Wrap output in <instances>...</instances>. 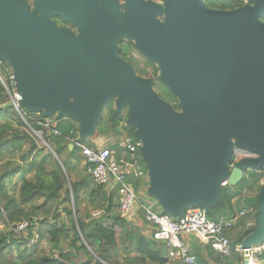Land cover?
<instances>
[{
  "label": "water",
  "instance_id": "obj_1",
  "mask_svg": "<svg viewBox=\"0 0 264 264\" xmlns=\"http://www.w3.org/2000/svg\"><path fill=\"white\" fill-rule=\"evenodd\" d=\"M243 1L215 11L203 0H124V31L157 66L176 108L117 56L116 0H31L32 11L27 0H0V61L24 111L73 121L82 141L113 104L111 121L124 113L141 143L146 197L173 219L189 208L209 213L224 184L264 173V0ZM57 16L78 34L57 28ZM237 152L250 157L235 161ZM263 242L264 178L255 229L239 245L244 264Z\"/></svg>",
  "mask_w": 264,
  "mask_h": 264
},
{
  "label": "trees",
  "instance_id": "obj_2",
  "mask_svg": "<svg viewBox=\"0 0 264 264\" xmlns=\"http://www.w3.org/2000/svg\"><path fill=\"white\" fill-rule=\"evenodd\" d=\"M208 5L210 7L212 3H208ZM241 5L236 0H232L231 2L220 3L219 8L233 10ZM261 20L264 23V15ZM2 65L4 71L12 74V70L6 62ZM156 73L157 69L154 71L155 75ZM166 98V101L176 108L175 98L170 93L166 95ZM7 102L8 96L0 83V107ZM22 113L32 133H41L42 140L56 158L50 151L42 148L33 136L28 134L23 120L12 107L0 108V145L6 144L16 149L26 144L28 146L27 152L22 156V160L25 161L35 152L34 157L28 164L30 170L34 171V182L23 180L18 188L17 198L7 194L3 183L5 175L0 176V224L10 228L7 233L0 232V260L5 261L7 264H74L75 259L81 258L84 259L81 264H117L114 252L116 240L124 230H130V228L119 213L118 215L113 214V196L109 194L104 202H97L93 206L96 209H103L105 213L103 218L110 216L108 218L112 220V224L105 226L96 222H90L88 225L83 224L78 218L76 209L78 206L77 185L70 181V193L66 187L67 171H64L62 164L60 165L57 159L60 152L59 147L67 141L76 140L83 144L78 136L76 124L69 119L55 120L52 118L50 129H46L43 124L47 119L43 118L41 114H30L23 109ZM111 113L112 111H109L108 119L100 122L95 137L112 138L114 140L125 135L133 137V131L125 126L124 118L120 116L112 123ZM263 178V172H248L239 184L223 186L218 203L210 209L209 213L204 212L205 216L209 220L217 222L221 216H226L228 210L231 212L232 202L239 197L243 199L239 202H246L245 205L248 208L252 207L257 216V201L261 191L260 183ZM138 181L137 179L130 181L132 188L135 192L140 193V187H143L146 193V184L141 185ZM144 199L145 197L142 195L140 201L142 202ZM39 201L42 203L38 204ZM60 203L66 204L63 213L59 212L58 206ZM50 215L54 216V219H50L52 222L59 220L62 215H66L68 218V227L63 224L57 226L54 222L53 229L42 236L47 239L52 252L56 253L40 254L37 251L24 248L15 252V258H13L11 252L5 254V250L10 245H15L17 242L23 243L22 239L16 237L13 232L16 226L22 222H27L26 232L30 239L33 237L31 233L35 224L47 221ZM249 233L246 232L239 238L232 237L230 239V230H226L231 248L238 247L243 238ZM129 237L132 238V236ZM135 241L138 242L141 255H145L150 264H165V260L160 258L158 253L147 249L149 243H146L142 238L135 239ZM63 242L66 244H62ZM235 254L236 252L233 253V255ZM195 259L196 264H200L197 258ZM143 261L142 258L138 263Z\"/></svg>",
  "mask_w": 264,
  "mask_h": 264
},
{
  "label": "built area",
  "instance_id": "obj_3",
  "mask_svg": "<svg viewBox=\"0 0 264 264\" xmlns=\"http://www.w3.org/2000/svg\"><path fill=\"white\" fill-rule=\"evenodd\" d=\"M2 64L3 62L0 61L3 72V74L0 72V83L6 91L8 102H11L12 108L25 123L20 106L21 95L16 89L12 74L4 71ZM43 127L50 129L51 124L46 120ZM73 141L90 166L88 173L92 183L116 194L117 211L122 217H127L133 210H139L143 220L154 228L156 237L167 245L168 256L171 259L178 260L180 264H196L195 257L190 255L187 246L180 239L183 236H192L199 242L208 244L213 251L225 258H230L234 252L242 254L239 246L231 248L230 240L226 235V230L233 226V219L221 218L214 222L209 220L199 208H189L179 218L173 219L160 211L156 201L152 199L140 201L142 195L135 192L130 184L131 177L147 181V172L140 155L141 143L138 140L125 135L106 147L95 149ZM246 157H250V154L237 152L235 161ZM232 166L231 164L230 168ZM27 227L28 223L22 222L13 229V232L21 234ZM263 252L264 242L252 247L249 251V264H255L256 259Z\"/></svg>",
  "mask_w": 264,
  "mask_h": 264
},
{
  "label": "crops",
  "instance_id": "obj_4",
  "mask_svg": "<svg viewBox=\"0 0 264 264\" xmlns=\"http://www.w3.org/2000/svg\"><path fill=\"white\" fill-rule=\"evenodd\" d=\"M52 118L55 119V117H51L47 119V121L50 124H52L53 121ZM113 141L114 139L112 138L94 136L93 138H91V142L93 143V146L92 147L86 146V147L90 149L102 148L108 146ZM22 148L23 145L16 149L6 144L0 145V157L2 156V158H0L1 159L0 170L3 167L4 155L7 154L8 156H12L11 163L4 165V167L11 165L9 172L2 174L1 177H3V175L6 174L4 176V179L7 176H11L13 178L14 177L19 179L21 178L20 183L23 181L22 179L34 182V171L30 170L28 164L30 160L34 157L35 152H33L30 158L27 161H25L22 160V156H24L27 151L23 152ZM59 150L60 152L57 159L59 164L60 165L62 164L64 171L65 170L67 171L66 174L67 189L71 193L70 181L77 185L78 206L76 209L78 211V218L80 222H82L85 225H88L90 222L102 223L104 226L112 224V220L109 219L110 216H108L109 218L108 217L103 218V215L105 214L103 209H96L92 207L91 213H89L90 211L87 212V210L85 209H88L87 206L89 205V203L94 202L92 204L93 206H95L97 202H104V200H106L108 195L111 194L113 196L112 201L114 202L113 214L118 215L117 206H116L117 205L116 194L114 192H109L105 188H101V187L99 188L92 183L90 175L88 173V169L90 166L87 163V161L82 157L81 151L75 145L74 141L73 142L67 141L63 146L59 147ZM49 151L53 154V152L50 149ZM131 180H135V179L131 177L130 181ZM138 182H140L141 185L146 184L147 186V181L145 179H141V180L139 179ZM260 184L261 185L263 184V180L261 181ZM140 189H144V188L140 187ZM14 197L17 198V194ZM145 199H149V198H145ZM240 200L241 201L243 200L242 197L236 198L232 202L231 212L228 210L226 212L227 214L225 217L223 216L220 217V219L221 218L233 219V226L229 229L230 239L232 237L239 238L241 235H243L246 232L251 233L256 226L257 216L255 215L254 210L252 209V207L248 208L245 205L246 202H239ZM40 202L41 201H39L38 204H40ZM63 204H64L63 208L66 207V204L65 203ZM123 219H124L123 221L130 228V230H124L116 240V247L114 252L116 254L117 264H150V262L145 258V255H141V252L139 251L138 242L135 241V239L137 240L139 238H142L146 243H149V247L147 249L152 250L154 253H158L160 255V258L165 260V264H180L178 260L171 259L168 256L169 249L167 245L163 240H160L156 237V232L154 228H152L143 220L140 211L133 210V212H131L130 215H128L127 217H123ZM67 220H68L67 216L64 215L61 218H59V220L53 222L51 220L50 221L52 222V226H54L53 225L54 222H56L57 226H60V222H61V224L68 227ZM37 225L39 226V224L36 223L34 229L37 227ZM40 229L41 227L39 226L37 229L38 230L37 233H40L39 232ZM40 235L45 236V234H40ZM129 236H132V238L130 239ZM180 239L182 240L183 244L187 246L190 255L197 258L200 264H244L243 255L238 252H236V254L232 255L230 258H225L220 256L215 251L211 250L208 244L201 243L192 236H183ZM142 258L144 259V261L142 263H138V261L141 260ZM255 264H264V252L259 259H256Z\"/></svg>",
  "mask_w": 264,
  "mask_h": 264
},
{
  "label": "flooded vegetation",
  "instance_id": "obj_5",
  "mask_svg": "<svg viewBox=\"0 0 264 264\" xmlns=\"http://www.w3.org/2000/svg\"><path fill=\"white\" fill-rule=\"evenodd\" d=\"M116 1L118 4L117 11L119 13V17H117V20H116V27H118L119 32L121 31V37L117 43V48H118L117 56L123 61L127 62L132 67L135 75H137L140 78L151 80L154 91L159 95V97L163 101H165L168 104H171L166 101L167 99L166 95L169 93L166 86L158 82L157 80V76L159 73L157 66L147 61V59L137 50L135 46V40L128 38L127 37L128 34L126 33V31H124V27H126L127 25L126 18H125L126 7H124V0H116ZM143 1L144 2L151 1L156 4H163V0H143ZM231 1L232 0H203L204 5L208 10H215V11H227L228 9H220L219 4L227 3ZM236 1L238 3H241L242 5L245 4V1L243 0H236ZM27 2L32 11L34 7L31 3V0H27ZM208 3H212V6L208 7L209 6ZM97 12L98 11H94V14H96ZM91 18L97 19L98 17L94 15V16H91ZM51 20L55 23L57 28L67 30L71 32L74 36L78 34V28L71 21L66 20L62 17H58V16L51 17ZM158 20L162 22L163 17H159ZM155 69H157L156 75L154 74ZM111 111H113V107ZM124 115H125L124 113H121V117H123L125 121L126 117H124ZM110 118H111V115H110Z\"/></svg>",
  "mask_w": 264,
  "mask_h": 264
},
{
  "label": "rangeland",
  "instance_id": "obj_6",
  "mask_svg": "<svg viewBox=\"0 0 264 264\" xmlns=\"http://www.w3.org/2000/svg\"><path fill=\"white\" fill-rule=\"evenodd\" d=\"M138 60H139V58H138ZM0 72H1V74H3L1 68H0ZM112 107H113V105L110 104L109 106H107L105 108L104 114H103V117H102L101 121H103L105 119H108L109 111L112 110ZM124 117H126V115H124ZM24 124L26 126L28 134L33 136L35 141L38 142L42 148H44L47 151H49V148L43 143L44 141L42 140L41 133L40 132L32 133V131L29 129L30 127L28 126V123L25 121ZM83 144L85 146H89V147L93 146V143L91 142V139L83 140ZM40 146H38V147L40 148ZM27 147L28 146L26 144L23 145V148H22L23 152L27 151ZM22 150H21V152H22ZM0 158H2V156ZM11 158H12V156H8L7 154L4 155V157H3L4 162H3V167L0 170V176L2 174H4V173L9 172L11 165L10 166H5V167H4V165L10 164L11 163ZM20 180H21V178L20 179L19 178H15V177L13 178L11 176H7V177H5V179H3V183L5 184V191L7 192V194L9 196H13L14 197L17 194L18 186H20ZM22 180H24V179H22ZM224 186H226V185H224ZM140 191H141V195H143V197L147 198L145 196V188L144 189H140ZM40 203H42V202H40ZM63 205H64L63 203H60V205L58 206L59 212H61V213H63ZM92 207H93V204L89 203V205L87 206L88 209H85V210H87V212L90 211L89 213H91L92 212ZM62 216H64V215H62ZM50 219H54V216L50 215V218L47 219V221L38 222L39 226L41 227V229L39 231L40 233H37L38 232L37 229L39 227L37 225V227L31 233V235L33 237L30 238V239L27 236L26 230L23 233H21V234H15L14 233L16 237L22 239L23 243L20 244V243L17 242L15 245H10L8 247V249L5 250V254H8L9 252H11L13 258H15L16 257L15 256V252L17 250L18 251L19 250H23L24 248H27V249L32 250V251H37L40 254L41 253L42 254L43 253L51 254L52 250H51L50 245L48 244L47 239L46 238H42V236L40 235V234H46V233L50 232L53 229L52 222L50 221ZM49 222H51V223H49ZM60 225H61V222H60ZM8 230L10 231L9 227L7 228L3 224H0V232L7 233ZM34 238H36V239H34ZM32 241H34V243H31ZM62 244H66V243L63 242ZM52 253H56V252H52ZM83 261H84V259L77 258V259H75L74 264H81ZM0 264H7V263L5 261L0 260Z\"/></svg>",
  "mask_w": 264,
  "mask_h": 264
},
{
  "label": "bare ground",
  "instance_id": "obj_7",
  "mask_svg": "<svg viewBox=\"0 0 264 264\" xmlns=\"http://www.w3.org/2000/svg\"><path fill=\"white\" fill-rule=\"evenodd\" d=\"M200 209V208H199ZM202 210V209H201ZM262 244V243H261Z\"/></svg>",
  "mask_w": 264,
  "mask_h": 264
}]
</instances>
